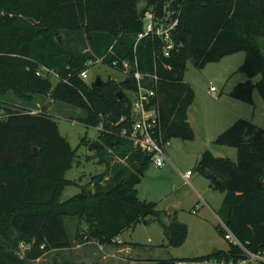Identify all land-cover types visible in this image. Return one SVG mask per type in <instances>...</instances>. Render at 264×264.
Listing matches in <instances>:
<instances>
[{
  "label": "trees",
  "instance_id": "16d2710c",
  "mask_svg": "<svg viewBox=\"0 0 264 264\" xmlns=\"http://www.w3.org/2000/svg\"><path fill=\"white\" fill-rule=\"evenodd\" d=\"M149 10L180 15L175 48L168 56L160 39L146 36L136 43ZM260 39L264 47V0H0V264H21L73 247L66 226L70 217L78 220L77 244H116L126 229L154 216L161 221L168 244L182 246L188 225L166 223L157 203L138 195V184L152 159L120 135L128 125L127 119L119 121L130 113L125 92L130 78L97 85L88 84L81 73L90 59L98 58L119 70L124 60L135 58L143 72L156 68L165 139L192 140L188 112L195 91L185 81L188 61L203 69L244 51L239 70L249 79L236 84L229 95L254 105L255 89L264 99ZM83 42L88 47L78 48L76 44ZM257 76L260 79L254 82ZM10 93L21 104L11 102ZM39 96L49 101L37 103L40 111L32 113L34 108L27 105ZM52 100L84 110L79 121L86 126L104 128L95 151L107 169L65 201L66 187L77 184L66 173L78 148H72L47 113V102ZM215 142L237 148L236 161L205 150L197 164L210 186L225 193L216 228L225 238L223 222L248 249H264V128L240 117ZM82 143L88 144L86 137ZM22 243L27 246L24 260L16 254ZM234 253L240 254V249L230 244L227 251L205 257ZM179 259L139 264H176Z\"/></svg>",
  "mask_w": 264,
  "mask_h": 264
},
{
  "label": "rangeland",
  "instance_id": "374dc122",
  "mask_svg": "<svg viewBox=\"0 0 264 264\" xmlns=\"http://www.w3.org/2000/svg\"><path fill=\"white\" fill-rule=\"evenodd\" d=\"M60 38L61 36L59 40ZM260 43L264 54L262 39ZM76 45L80 49H85L88 42ZM245 56L246 53L241 51L218 62L209 63L203 69L197 68L192 60L188 61L185 80L195 91V100L188 112L194 139L183 140L177 137L170 139V144L167 145L170 161L163 168L157 167L153 162L150 163L138 184L139 198L157 203V208L163 212L162 219L166 223L179 221L188 225V237L182 246H170L161 221L154 216H148V223L128 228L119 236L124 245L135 246L137 254L133 253L128 258L123 256L118 258L121 254L116 251L117 257H107L108 252L116 256L113 250L118 248L112 245L104 246V250L101 251L98 244H77L75 236L78 220L70 217L66 218V226L70 240L75 242L73 247L53 250L37 260L21 264H138L147 260L205 257L213 251H227L230 243L216 228L221 223V217L216 212L222 206L225 193L213 189L209 179L199 173L197 164L201 154L192 150L204 144L212 155L236 161L237 148L216 143V137L240 117L252 119L264 128V99L257 89L253 94L254 105L229 95L236 84L249 79L246 73L239 70ZM88 73V84L94 83L98 77L104 81L116 82L127 78V74L108 62H99L89 67ZM259 79L260 76H257L253 81L257 82ZM52 83L54 86L57 84L55 77ZM211 86L217 88L215 93L210 92ZM8 97L11 102H15L14 104H21V100L14 94L10 93ZM42 101H49V97L39 96L35 103L27 106L37 110L40 108L37 107V103L41 105ZM233 102L237 106L233 105ZM47 113L57 122L61 135L66 137L72 148H78L73 167L66 173V177L76 180L77 184L66 187L62 195V200L65 201L79 193L81 186L91 182L93 176L104 172L107 165L99 162V156L95 151L97 147L89 150L90 145L96 144L95 142L99 140L100 132L96 127L86 126L79 121V118L85 115L84 110L52 100L47 102ZM83 137L87 138L88 144L82 143ZM188 170L193 173L189 179L190 184H186L184 180ZM173 210L176 211L173 213ZM82 227L86 233L87 225L83 224ZM26 248L27 246L22 243L16 253L22 260L25 259Z\"/></svg>",
  "mask_w": 264,
  "mask_h": 264
},
{
  "label": "built area",
  "instance_id": "2783aa9c",
  "mask_svg": "<svg viewBox=\"0 0 264 264\" xmlns=\"http://www.w3.org/2000/svg\"><path fill=\"white\" fill-rule=\"evenodd\" d=\"M176 14V15H175ZM179 14L176 12H164L158 14L149 10L143 18V32L139 34L137 42L146 36L160 39L163 43L162 52L168 56L175 48L174 32L179 25ZM103 62L102 58L90 59L87 69L83 70L81 77L87 81L89 77V67ZM117 64V62H114ZM156 66V64H155ZM130 78L131 84L125 89L129 97L130 113L128 117L120 119L119 123L125 119L128 125L121 130V137L128 140L134 148L151 155L152 162L159 168H163L169 161L165 132L159 108L161 94L159 91V81L161 80L158 70L143 72L139 67V62L135 58L134 62L124 60L121 70ZM217 88L210 87V92L215 93ZM34 110L32 113H38ZM118 123V124H119ZM103 130V124L96 127ZM191 171L184 176L186 183H189ZM225 229V239L240 249V254H230L222 257H196L181 258L176 264H264V249L252 251L248 249L222 222ZM119 243L121 241H118Z\"/></svg>",
  "mask_w": 264,
  "mask_h": 264
},
{
  "label": "crops",
  "instance_id": "0c3cea01",
  "mask_svg": "<svg viewBox=\"0 0 264 264\" xmlns=\"http://www.w3.org/2000/svg\"><path fill=\"white\" fill-rule=\"evenodd\" d=\"M233 55H235V54H233ZM186 81V80H185ZM233 105H236L237 106V104H234V102L232 103ZM228 118H229V116H228ZM188 120H189V123H190V125H191V122H190V119H189V115H188ZM234 120V119H233ZM233 120H232V122H233ZM259 125V124H258ZM170 144V141L168 142V144L167 145H169ZM201 145H203V144H201ZM200 145V146H201ZM195 149V148H194ZM193 149V150H194ZM192 150V151H193ZM168 152V151H167ZM169 161H170V158H169ZM188 171H190V170H188ZM187 171V172H188ZM193 175V173H191V175L189 176V179H190V177ZM188 179V180H189ZM184 180H185V178H184ZM185 183H186V180H185ZM186 184H190V181H189V183H186ZM176 210H173L172 212L174 213ZM217 214H218V212H216ZM118 241H121L120 243L118 242ZM117 243L116 244H110V245H112L113 247H115V248H118L117 250H113V252L115 253L116 251H118V253H119V255L121 254V256H118L116 253V256L115 255H113L112 256V254L110 253V252H108V254H107V257L108 256H110V257H117L118 256V258H128V257H130L133 253H135V254H137L136 252H137V249L135 248V246H133V245H124V241L123 240H121V239H117V241H116ZM87 245V244H98L99 245V249L101 250V251H103L104 250V246H110V245H103V244H99L98 242H96V241H88V242H85V243H82V245ZM131 244V243H130ZM80 245H78V247H79ZM110 248V247H109ZM136 250V251H135ZM106 252V251H105ZM123 256V257H122ZM140 262H138V264H139Z\"/></svg>",
  "mask_w": 264,
  "mask_h": 264
},
{
  "label": "water",
  "instance_id": "95a60500",
  "mask_svg": "<svg viewBox=\"0 0 264 264\" xmlns=\"http://www.w3.org/2000/svg\"><path fill=\"white\" fill-rule=\"evenodd\" d=\"M94 83L97 84V85H100L102 83V79L100 77H98V78H96ZM122 97H123V92L120 91L119 92V98H122ZM94 147H97V145L96 144H91L89 150L91 151ZM205 150H206V146L203 144V145L195 148L193 150V152L198 153V154H202ZM34 151H35V154H37V148L36 147L34 148Z\"/></svg>",
  "mask_w": 264,
  "mask_h": 264
}]
</instances>
